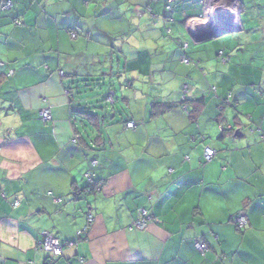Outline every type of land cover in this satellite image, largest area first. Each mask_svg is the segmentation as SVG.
Segmentation results:
<instances>
[{
  "label": "crops",
  "instance_id": "0c3cea01",
  "mask_svg": "<svg viewBox=\"0 0 264 264\" xmlns=\"http://www.w3.org/2000/svg\"><path fill=\"white\" fill-rule=\"evenodd\" d=\"M12 1L0 16V260L264 264V0H242L241 29L207 41L196 36L204 24L188 25L205 17L203 0H176L170 14L166 0ZM100 76L126 81L132 114L122 122L74 111L85 99L75 86ZM156 102L176 106L159 115ZM206 148L216 153L208 164ZM88 173L100 191L83 193ZM209 196L222 206L209 210ZM144 210L151 220L140 231ZM241 213L248 225L238 230ZM46 235L62 257L41 249Z\"/></svg>",
  "mask_w": 264,
  "mask_h": 264
},
{
  "label": "built area",
  "instance_id": "2783aa9c",
  "mask_svg": "<svg viewBox=\"0 0 264 264\" xmlns=\"http://www.w3.org/2000/svg\"><path fill=\"white\" fill-rule=\"evenodd\" d=\"M176 0H167L168 4L166 6V14H170L172 11V4ZM204 1V12L205 17L201 18L200 20L190 21L189 26L191 29H195L197 25L204 24L205 28H209L210 26L214 25L215 30L217 32L223 30V31H238L241 29V23H240V14H241V1L242 0H203ZM13 7V1L12 0H1L0 2V16L5 15L9 13L12 10ZM17 25H21V22L19 21ZM72 39H76V35L72 34ZM187 45H185L186 47ZM220 56H222V53H220ZM184 64L190 65L193 64L192 60H190L187 56L182 58ZM212 91L215 92L216 89L212 88ZM187 90H185L183 94V101L187 99ZM184 110L187 113H189L188 109L184 107ZM41 119L42 121L47 124V122L52 121V113L51 108L46 107L45 110L41 112ZM135 123H129L127 128H134ZM230 128V127H229ZM222 132L225 130L224 127L220 128ZM204 139V138H203ZM264 139V136H263ZM205 164L210 163L213 158L215 157L216 153L211 148L205 149ZM97 165V161L93 163V166ZM87 177L89 179V182L94 185V175L92 173H88ZM97 191H100L99 187H97ZM18 203H15L17 205ZM142 218L139 219L134 223V227L140 231H144L148 226L147 222L151 220V216L147 214V212L144 210L141 212ZM95 222V217L93 215H88V224L84 230H88V228ZM235 227L239 230L248 225L247 219L243 213L239 214L237 218L233 220ZM84 232H79L78 235L81 236ZM195 248L198 252H200L203 256H205L206 252L209 250V247L207 246L206 242L197 240L195 242ZM40 247L43 250H46L50 257L53 259H57L63 256V246L62 243L55 237H50L48 235L45 236L42 243H40ZM0 264H5L3 260H0Z\"/></svg>",
  "mask_w": 264,
  "mask_h": 264
},
{
  "label": "rangeland",
  "instance_id": "374dc122",
  "mask_svg": "<svg viewBox=\"0 0 264 264\" xmlns=\"http://www.w3.org/2000/svg\"><path fill=\"white\" fill-rule=\"evenodd\" d=\"M245 1L246 7L249 6L250 2L249 0H243ZM142 51L143 48H141ZM134 51V50H133ZM135 52V51H134ZM120 60L123 61L121 55L119 56ZM124 63V62H122ZM116 71H118L119 65L116 64ZM88 83H82L81 85H77L75 87L81 88V91L79 92L80 96L85 98L81 103L80 107L78 108L80 112H85V110L88 113H94L98 112L97 109H100L99 111L104 110L105 115L108 117L109 114L110 116H115L116 119H118L120 122L128 115L132 114L130 109L127 110L126 104L123 101V97L125 92H126V86L125 83L126 81L122 78L116 77L115 79H108L104 78L103 76L101 77H96L94 80H88ZM147 87H151L148 81H146ZM113 88V91H115L116 94V100L117 104L116 106H112L111 104L108 103V101L105 99V97L110 93L109 87ZM87 96V100L86 99ZM101 117L103 116L102 114H99ZM104 115V116H105ZM79 122L82 123V128L81 131L83 133L87 132L89 135L91 132H93L92 127L87 123L86 118L79 117ZM86 136V135H85Z\"/></svg>",
  "mask_w": 264,
  "mask_h": 264
},
{
  "label": "trees",
  "instance_id": "16d2710c",
  "mask_svg": "<svg viewBox=\"0 0 264 264\" xmlns=\"http://www.w3.org/2000/svg\"><path fill=\"white\" fill-rule=\"evenodd\" d=\"M166 2H167V0H166ZM216 89V88H215ZM217 90V89H216ZM70 91H72L71 89H70ZM183 97V96H182ZM227 102V104L229 105L230 104V102L227 100L226 101ZM176 106V105H175ZM175 106L174 105H170V104H167V103H154L153 104V108H155V110H156V113L157 114H159V115H164L165 113H168V112H170V111H172L173 109H175ZM181 107H186L187 109H188V111H189V113H187L186 115L189 117V118H193L194 117V114H196L197 112H198V110L199 109H197V111L196 110H191L190 109V107H189V101L186 99L185 101H183V99H182V101H181ZM79 108V107H78ZM74 109V111L76 112V113H79L80 115L82 114V115H84L86 118H88L89 119V122L91 121V122H97L98 121V119H99V115H97V114H95V113H88L86 110H85V112H80V110L79 109ZM186 113V112H185ZM101 117V116H100ZM104 117H107L106 115L104 116ZM87 119V120H88ZM131 123V122H130ZM133 123V122H132ZM128 125H129V123H128ZM127 125V126H128ZM223 128L224 127V131L223 132H225V131H227V129H226V125H223V126H220V128ZM222 131V130H221ZM222 132V133H223ZM101 184L100 183H98V182H96V184L95 185H89V186H87L86 188H85V190L83 191V193L85 194V193H91V194H93V192H95L96 191V189H97V187H99ZM99 189H100V187H99ZM76 197H79V196H76ZM208 252V251H207ZM203 256V255H202Z\"/></svg>",
  "mask_w": 264,
  "mask_h": 264
},
{
  "label": "clouds",
  "instance_id": "9594fccd",
  "mask_svg": "<svg viewBox=\"0 0 264 264\" xmlns=\"http://www.w3.org/2000/svg\"><path fill=\"white\" fill-rule=\"evenodd\" d=\"M87 11H91V9H87ZM199 192L200 190L198 189L196 190V192L189 193L187 197V203L180 205V211H183L185 208H189L192 203H195L196 202L195 197L199 195ZM203 202L208 206L209 210H211V206L213 205L222 206V202L216 201V199L211 196L207 197L206 200Z\"/></svg>",
  "mask_w": 264,
  "mask_h": 264
},
{
  "label": "water",
  "instance_id": "95a60500",
  "mask_svg": "<svg viewBox=\"0 0 264 264\" xmlns=\"http://www.w3.org/2000/svg\"><path fill=\"white\" fill-rule=\"evenodd\" d=\"M215 31H216L215 26L212 25L209 28L207 27L203 30L198 31L196 33V36H197L198 40H200V41H207V40H213V39L219 37L223 33L222 32V33L217 34V32H215ZM224 34H226V33L224 32ZM227 34H229V33H227Z\"/></svg>",
  "mask_w": 264,
  "mask_h": 264
}]
</instances>
